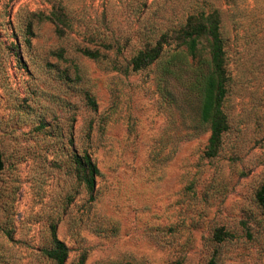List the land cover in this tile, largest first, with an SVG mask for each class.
<instances>
[{
	"label": "rangeland",
	"instance_id": "1",
	"mask_svg": "<svg viewBox=\"0 0 264 264\" xmlns=\"http://www.w3.org/2000/svg\"><path fill=\"white\" fill-rule=\"evenodd\" d=\"M211 13L229 77L215 156L193 91L209 42L193 57L169 36L132 63ZM0 143V264H53V228L66 264H264V0H0Z\"/></svg>",
	"mask_w": 264,
	"mask_h": 264
},
{
	"label": "trees",
	"instance_id": "2",
	"mask_svg": "<svg viewBox=\"0 0 264 264\" xmlns=\"http://www.w3.org/2000/svg\"><path fill=\"white\" fill-rule=\"evenodd\" d=\"M193 20V19H192ZM177 37L180 41L179 47L186 46L190 55L195 57L199 50L202 39L209 42L211 48V58L205 63L206 70L200 75L199 83L193 88L197 92V97L201 102V119L210 126L211 136L209 140L208 152L210 156H215L221 146L222 138L229 129L227 116L223 110V102L227 93V84L229 77L226 70V52L220 33V19L217 13L210 15L201 14L197 21L189 23L173 34H165L162 39L154 46H147L133 58V70L139 71L156 63L164 52L165 45L168 44V37ZM87 56L96 54L90 51L85 52ZM173 60L168 62L172 65ZM92 104L93 101H92ZM76 173L78 178L90 194L96 189V178L99 175V169L94 163L93 158L88 153L75 158ZM4 169L3 155L0 143V173ZM257 202L264 209V184L257 193ZM53 245L50 249L44 250V254L53 264H66L70 250L68 246L57 238L56 230L53 228ZM234 235L219 229L215 233L218 242L233 238ZM86 256L82 255L77 264H85ZM210 264H217L216 259H212Z\"/></svg>",
	"mask_w": 264,
	"mask_h": 264
}]
</instances>
